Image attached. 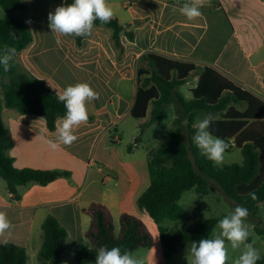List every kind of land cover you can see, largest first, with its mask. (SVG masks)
<instances>
[{"label": "crops", "instance_id": "0c3cea01", "mask_svg": "<svg viewBox=\"0 0 264 264\" xmlns=\"http://www.w3.org/2000/svg\"><path fill=\"white\" fill-rule=\"evenodd\" d=\"M64 2L61 0L60 5ZM107 2L114 11L113 18L134 35L132 41L126 34L121 36L125 53L120 59L106 28L94 27L91 35L77 46L78 52L69 49L62 54L65 41L74 48L75 36L60 37L57 43L47 24L31 20L28 23L34 42L23 52L29 55L25 64L31 73L44 79L58 95L68 85L86 82L99 93V99L88 102L93 120L74 130L78 139L70 147L60 145L55 150L46 141L55 140L57 132L48 131L43 118L3 110V124L14 145L7 154L14 166L19 170L60 171L68 175L48 185L32 182L19 187L18 200L0 178V211L6 212L12 223L10 232L0 236V245L13 243L38 255L43 244L42 224L53 216L68 233L65 248L75 238V249L87 240L85 232L90 218L84 210L91 204L106 205L115 222L125 212L136 214V201L150 180L146 184L137 160L130 158L134 150L128 151L129 158L111 157L109 148L100 145L109 131L107 128L113 125L117 132L120 121L131 116L141 56L152 53L201 69L213 68L264 100V0H205L200 9L202 16L194 21L179 13L182 0ZM198 79V74L191 76L194 85L188 87V92L197 86ZM178 92L187 100L192 98L179 89ZM91 159L101 166L96 173L88 169ZM147 160L148 155L146 164ZM99 183L105 188L110 183L114 185L101 190L97 188Z\"/></svg>", "mask_w": 264, "mask_h": 264}, {"label": "trees", "instance_id": "16d2710c", "mask_svg": "<svg viewBox=\"0 0 264 264\" xmlns=\"http://www.w3.org/2000/svg\"><path fill=\"white\" fill-rule=\"evenodd\" d=\"M184 3L188 0H182ZM73 0H65L70 4ZM1 7L9 14L27 10L22 0H0ZM94 27L110 30L111 43L120 59L125 48L121 36L126 34L134 39L133 32L127 31L117 18ZM85 37L75 36L77 46ZM34 36L29 24L16 16L0 19V50L5 45L15 48L8 72L0 65V178L6 184L15 200L21 198L19 187L32 182L48 185L68 173L35 169H17L7 152L13 148L9 130L3 124L5 108L18 115H33L43 118L48 131L54 133L57 123L65 116L66 109L46 83L26 69L19 61V55L31 47ZM198 74L197 86L191 90L190 100L178 92L187 84L192 75ZM137 94L130 115L136 120L147 118L149 106L153 105L150 123L160 121L167 106H175L178 117L169 132L168 142L148 155L147 165L150 178L148 188L138 198L137 206L145 211L158 227L162 254L171 259L182 246L191 248L192 242L209 238L224 216L210 219L201 218L181 229L167 228V221L178 222L185 217V210L179 203L187 191H195L201 197L207 196L211 182L217 183L226 197L256 214L264 203V100L244 89L239 84L213 68L201 69L196 65L158 54L141 56L137 69ZM89 120L92 111L87 103ZM239 106H244L241 110ZM216 115L209 131L225 142L233 140L241 151L242 164L216 166L201 154L193 143L196 119L200 115ZM186 123V124H185ZM142 132V131H141ZM140 142L137 138L135 145ZM130 148L128 151H131ZM255 193L257 199H252ZM90 218L85 232L88 245L80 243L74 255L78 264H90L96 260L98 249L120 247L121 251H131L133 255L141 248L151 249L154 237L146 223L138 216L125 212L119 218V231L110 209L102 203H93L84 210ZM43 244L38 252L39 264H61L65 253L68 233L58 220L48 216L42 224ZM260 236L264 230L256 228ZM28 254L24 247L13 243L0 245V264H27ZM229 264V263H228ZM264 264V256L257 261Z\"/></svg>", "mask_w": 264, "mask_h": 264}, {"label": "clouds", "instance_id": "9594fccd", "mask_svg": "<svg viewBox=\"0 0 264 264\" xmlns=\"http://www.w3.org/2000/svg\"><path fill=\"white\" fill-rule=\"evenodd\" d=\"M204 4L205 0H188L178 11L188 21H194L202 16L200 9ZM173 11L177 9L173 8ZM113 16L114 11L107 0H73L70 4H61L54 11H50L47 19L50 32L59 43V38L64 36L88 37L92 33L95 21L99 20L101 24H105L110 22ZM26 22L31 23L30 20ZM14 55L15 48L7 45L0 50V65L3 66L5 73L10 70V62ZM57 99L64 104L66 113L57 126L55 140L46 141L53 150L60 145L70 147L78 139L74 130L88 122L86 105L89 101L99 99V93L88 83L77 82L66 86ZM212 119L211 114L205 115L202 119L198 118L193 126L196 131L192 139L201 154L219 167L224 162L229 144L222 138L213 136L209 131ZM250 195L254 200L258 198L255 193ZM248 215L247 208L236 206L232 212L219 220L216 226L219 232L214 233L213 238H201L198 242H192L189 251L191 259H187V264H228V244L232 251H240L234 264H257L261 255L253 243L248 242L250 231L245 223ZM11 228L12 223L7 213L0 211V236L9 233ZM95 264H144V260L134 256L131 251L122 252L120 247L102 246L96 254Z\"/></svg>", "mask_w": 264, "mask_h": 264}, {"label": "rangeland", "instance_id": "374dc122", "mask_svg": "<svg viewBox=\"0 0 264 264\" xmlns=\"http://www.w3.org/2000/svg\"><path fill=\"white\" fill-rule=\"evenodd\" d=\"M22 2H24L28 6V10L14 14L7 13L0 5V19H4L8 16H16L24 20L29 19L35 24L40 23L48 25V13L50 11H54L55 8L60 5L61 0H22ZM64 43L65 45L63 46V52L61 51L62 54H66L69 49L74 52H78L76 43L73 46L74 48H71L68 40ZM28 56L29 55H27V53L22 52L18 57L19 61L23 64L26 69H28V67L26 66L25 62H27ZM191 81L192 80H190V82L188 83L189 85L185 84L179 88V90L187 97H192V94L188 92V87L194 85ZM239 107L241 110H245L244 106ZM152 110L153 105H151L148 117L145 120H136L131 116L123 118L117 127V132L115 131L113 125L107 128L106 131H109L107 132L104 138V143L100 145V148H102L104 144L106 147L109 148L108 152L111 157L120 156L123 158H129L130 156H128V153L130 152H128V150L132 148L134 152L133 154L131 152L130 158L132 160H137V168L139 170V173H141V178L146 179V184H148L150 180L148 178L149 172L146 164L147 155L155 152L159 147L168 142L169 132L171 128H174V121L178 117L176 107L167 106L163 118L160 121L150 123ZM7 112L12 113L14 111L7 109ZM204 116L205 115L202 114L198 118L202 119ZM211 116L214 120L220 117L218 114H214ZM198 118L196 119V122ZM115 138H117V142L114 141ZM137 138H140V142L135 145L134 143ZM228 144L229 148L225 153V159L221 167L232 164H242L244 158L243 155H241V151L238 150L235 146L231 145V143ZM99 167L101 166L95 164L93 167H89L88 169H93V172L96 173ZM97 177H99L98 179L103 180L102 177ZM113 179L110 182H113ZM2 182L4 181L2 180ZM113 185V183H110L106 185L105 188L104 186H102L101 183H99L97 185V188H100L101 190L107 188L110 189L113 187ZM179 203L183 206L185 210V217L178 222L167 221L165 224L167 228L178 230L183 227H188L194 224L201 218L210 219L213 217L227 215L232 212L236 206L239 205L236 202L230 200L228 197H226L221 187L213 181L211 182L210 191L207 196L201 197L197 195L195 191L191 190L183 194L182 199ZM134 215L138 216L146 223L147 227L149 228L150 232L154 237V245L151 249L141 248L134 254V256L138 258H143L144 264H187V259H191L189 255V246H182L177 253L173 254L171 259H165L162 254V246L159 238L158 227H156L157 225L145 211L139 208V206L137 207V212ZM245 223L248 225L250 231L248 242L253 243L254 247L259 250L260 255L264 256V236H260L256 231V228L264 230V203L260 206L256 214L248 215ZM118 226L119 221L116 220L115 227L117 232L119 231ZM213 229L214 230L210 239L213 238L214 233L219 232V229L217 227ZM75 242V238L69 240L68 244L66 245V248L64 249L65 253L63 255L61 264H78L74 255L75 250H73V245ZM85 244L89 247L87 240L85 241ZM226 244H228L227 241ZM228 249V263L234 264V260L238 258L240 251H232L230 244H228ZM27 254L29 258L27 264H39L38 255L36 253L34 254L31 251ZM90 264H95V261Z\"/></svg>", "mask_w": 264, "mask_h": 264}, {"label": "built area", "instance_id": "2783aa9c", "mask_svg": "<svg viewBox=\"0 0 264 264\" xmlns=\"http://www.w3.org/2000/svg\"><path fill=\"white\" fill-rule=\"evenodd\" d=\"M231 145L235 146V142H234V141L231 142ZM235 147H236V146H235ZM94 165H95L94 160H93V159L89 160V162H88V166H89V167H93ZM108 178H109V176H108ZM111 180H112V179H111Z\"/></svg>", "mask_w": 264, "mask_h": 264}]
</instances>
